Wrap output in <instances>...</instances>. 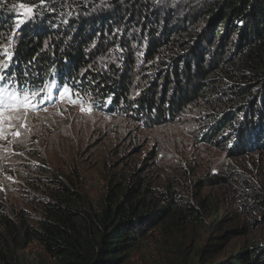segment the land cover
Returning a JSON list of instances; mask_svg holds the SVG:
<instances>
[{
    "label": "trees",
    "instance_id": "obj_1",
    "mask_svg": "<svg viewBox=\"0 0 264 264\" xmlns=\"http://www.w3.org/2000/svg\"><path fill=\"white\" fill-rule=\"evenodd\" d=\"M19 3L40 0H0V43L13 50L4 70L9 84L67 85L95 108L145 127L172 123L189 105L202 104L204 142L234 157L264 151V0H205L180 10L154 0H45L39 14L17 26L19 11L10 9ZM131 39L145 44L150 65L136 94ZM118 43L125 46L121 63L99 64ZM75 177L46 174L44 198L30 199L41 213L34 222L24 208L0 210V264H42L40 257L25 259L34 241L56 264H123L152 229L169 234L205 225L207 216L227 232L212 205L197 207L137 171L121 182L111 177L99 200ZM220 180L200 178L189 190ZM255 201L264 208V200ZM206 264H264V243Z\"/></svg>",
    "mask_w": 264,
    "mask_h": 264
},
{
    "label": "rangeland",
    "instance_id": "obj_2",
    "mask_svg": "<svg viewBox=\"0 0 264 264\" xmlns=\"http://www.w3.org/2000/svg\"><path fill=\"white\" fill-rule=\"evenodd\" d=\"M154 1L169 2L180 10L205 0ZM127 42L129 48H135L132 94H136L150 65L145 44ZM5 48L13 51L7 40L0 43V61L7 60ZM122 48L125 46L118 43L98 58L99 64H120ZM43 107L47 111L30 119L31 132L21 137L22 142L0 139V210L24 208L34 222L41 213L35 210L38 206L33 209L30 199L44 198L43 182L52 171L78 177L81 190L94 200L106 194L111 177L121 182L137 171L156 187L174 189L197 207L200 201L212 205L217 209L215 220L221 217L220 228L227 232H220L209 216L205 225L189 223L169 234H162L158 226L141 239L123 264L214 263L233 250L264 243L263 203L255 201L264 200V151L234 157L204 142L201 137L207 116L202 104H191L174 122L155 127L93 105L91 113L81 111L79 103L61 102L54 90ZM207 176H224L225 181L189 190ZM33 203L39 205L40 201ZM39 257L42 264H56L34 241L26 249L25 259L36 263Z\"/></svg>",
    "mask_w": 264,
    "mask_h": 264
},
{
    "label": "snow or ice",
    "instance_id": "obj_3",
    "mask_svg": "<svg viewBox=\"0 0 264 264\" xmlns=\"http://www.w3.org/2000/svg\"><path fill=\"white\" fill-rule=\"evenodd\" d=\"M46 7L45 0H40L38 6H30L24 3L14 4L11 11H19L16 20L17 26L25 22V18L31 19ZM7 57L6 61H0V139L11 142H22L21 137L26 132H31L30 119L39 111H47L43 106L51 99L49 88L59 93V100H67L70 104H80L81 111L91 113V98L73 91L67 85H51L44 83L41 86L28 85L23 88L17 87L16 81L9 84L8 77L4 70L9 67L7 61L11 60V53L7 48L4 49ZM11 180V177H7Z\"/></svg>",
    "mask_w": 264,
    "mask_h": 264
}]
</instances>
